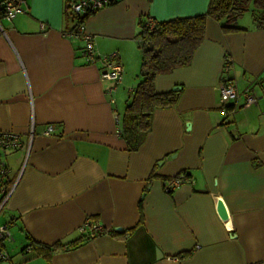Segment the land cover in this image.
I'll list each match as a JSON object with an SVG mask.
<instances>
[{
	"label": "crops",
	"instance_id": "1",
	"mask_svg": "<svg viewBox=\"0 0 264 264\" xmlns=\"http://www.w3.org/2000/svg\"><path fill=\"white\" fill-rule=\"evenodd\" d=\"M67 1L0 15V131L24 144L32 131L28 151L0 154V226L12 238L0 264H264V31L207 20L189 66L155 78L177 105L156 110L129 152L119 125L140 80L139 23L200 15L209 0H118L89 16L95 52L121 59L118 85L84 64ZM225 81L257 103H221ZM87 218L112 234L80 241ZM31 240L71 247L25 253Z\"/></svg>",
	"mask_w": 264,
	"mask_h": 264
},
{
	"label": "trees",
	"instance_id": "2",
	"mask_svg": "<svg viewBox=\"0 0 264 264\" xmlns=\"http://www.w3.org/2000/svg\"><path fill=\"white\" fill-rule=\"evenodd\" d=\"M73 1L76 0H68L66 6V15L71 21L74 20L69 17V4ZM117 2L118 0H108L107 6ZM248 10H251L252 28L264 31V0H209L205 13L200 15L157 22L153 30L146 26V21L139 23L137 38L141 52L140 80L132 90L119 125L120 136L127 151H137L142 145L151 130L152 117L156 110L172 108L180 99L177 91L156 93L155 78L189 66L194 53L203 42L207 20L216 22L223 33L247 31L238 25V21ZM94 13L88 11L79 17L78 23L86 21ZM2 14L0 5V15ZM74 24L76 25L75 22ZM84 239L88 238L81 237L80 241ZM3 242L4 240L0 241L1 251ZM57 247L66 250L71 246L48 247L31 240L24 251L48 256ZM27 248H30L29 252Z\"/></svg>",
	"mask_w": 264,
	"mask_h": 264
},
{
	"label": "built area",
	"instance_id": "3",
	"mask_svg": "<svg viewBox=\"0 0 264 264\" xmlns=\"http://www.w3.org/2000/svg\"><path fill=\"white\" fill-rule=\"evenodd\" d=\"M3 16L9 20H14L18 15L24 13L26 10V0H2L0 3ZM108 5V0H76L69 4V17L76 23L74 30L71 33H67L72 37H75L84 42L81 55L84 59V64H94L100 62L102 66L101 78L109 80L118 85L122 76V63L119 55L114 52L108 55H99L95 52L93 37L85 30V21L78 23L79 17L85 15L88 11L96 12L99 9ZM146 26L153 30L157 25V21L152 17H148L146 20ZM229 60H225V67L227 68ZM242 101L245 107L252 106L257 103L256 97L245 89L239 92L237 87L231 82H223L220 85V102H237ZM52 132L51 127H47L45 134L50 135ZM31 135L27 144H24L19 134L0 131V154L9 153L18 149L29 150L31 143ZM8 174L7 166L0 160V181ZM182 182L181 178H173L166 182L165 189L170 192ZM78 232L83 238H92L96 236L111 235L113 230L103 227L101 224L93 222L91 219H85L79 226ZM11 241V234L5 228L0 226V241ZM28 252L30 248L26 249ZM6 255L0 250V258L6 259Z\"/></svg>",
	"mask_w": 264,
	"mask_h": 264
},
{
	"label": "rangeland",
	"instance_id": "4",
	"mask_svg": "<svg viewBox=\"0 0 264 264\" xmlns=\"http://www.w3.org/2000/svg\"><path fill=\"white\" fill-rule=\"evenodd\" d=\"M251 10H248L243 17L238 21V25L243 27L251 24Z\"/></svg>",
	"mask_w": 264,
	"mask_h": 264
},
{
	"label": "water",
	"instance_id": "5",
	"mask_svg": "<svg viewBox=\"0 0 264 264\" xmlns=\"http://www.w3.org/2000/svg\"><path fill=\"white\" fill-rule=\"evenodd\" d=\"M177 89L176 88H173V90L172 91H176Z\"/></svg>",
	"mask_w": 264,
	"mask_h": 264
}]
</instances>
